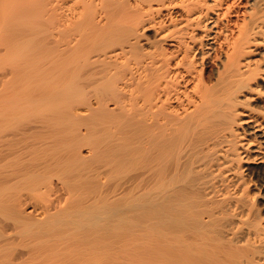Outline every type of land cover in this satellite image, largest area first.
<instances>
[{"label": "bare ground", "instance_id": "1", "mask_svg": "<svg viewBox=\"0 0 264 264\" xmlns=\"http://www.w3.org/2000/svg\"><path fill=\"white\" fill-rule=\"evenodd\" d=\"M15 238L0 264H264V0H0Z\"/></svg>", "mask_w": 264, "mask_h": 264}, {"label": "rangeland", "instance_id": "2", "mask_svg": "<svg viewBox=\"0 0 264 264\" xmlns=\"http://www.w3.org/2000/svg\"><path fill=\"white\" fill-rule=\"evenodd\" d=\"M30 203H32L33 201H29ZM25 211L27 212V213H34L35 214V208L31 205V204H28L26 207H25ZM21 244H23V240H21L20 238H15V241H14V243L13 244H10V245H8L7 246V248L6 247H2V248H0V251H2L4 254L2 255V256H0V260H3V259H5L8 255H9V251L8 250H11L12 248H15V250L18 252H20V245ZM12 250H14V249H12ZM1 252V253H2ZM0 253V254H1ZM15 254H17V253H15ZM14 257V256H13ZM33 261H35V259L34 258H26L25 260H24V262L22 261L21 263H17V264H31Z\"/></svg>", "mask_w": 264, "mask_h": 264}]
</instances>
